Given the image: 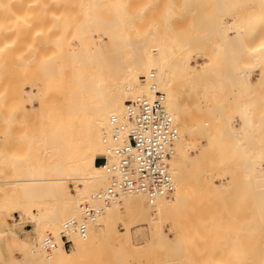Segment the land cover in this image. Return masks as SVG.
Instances as JSON below:
<instances>
[{"label": "bare ground", "instance_id": "1", "mask_svg": "<svg viewBox=\"0 0 264 264\" xmlns=\"http://www.w3.org/2000/svg\"><path fill=\"white\" fill-rule=\"evenodd\" d=\"M146 1L17 0L18 7L12 8L15 4L2 0L3 8L9 5L18 12L13 29L3 28L9 22L0 25V86L6 90L0 96L9 99L7 172L0 176L2 264H82L103 246L109 255L144 264H264V0H242L248 5L210 0L217 4L211 10L202 7L209 2L194 0L205 8L200 12L191 6L193 0L186 1L194 17L199 12L190 27L189 19L172 16L173 3L168 15L176 22L168 19V24L178 26L175 32L170 27L166 32L162 23L167 22L166 0H158L153 10L151 0L146 10L137 9ZM243 6L251 8L247 15ZM160 8L166 10L163 20L156 16ZM188 13L185 19L193 17ZM153 82L164 93L178 128L168 161L175 187L152 202L139 192L119 193L102 203L93 195L110 175L96 158L104 152L109 118L122 116L125 103L134 97L151 96ZM47 198L55 201L48 203ZM85 201L101 211L88 223L85 237L71 234V245L64 247L59 237L63 223L81 218ZM185 205L204 213L197 217L211 215L204 218L208 221L201 219L212 223L215 238L208 259H192L183 246L190 234L201 230L196 218L186 226L192 232L181 233L169 245L176 256L167 249L165 260L155 258L165 216ZM13 212L18 219L9 221ZM123 213L128 216L121 237L114 222ZM26 219L33 227L31 237H25L27 231L21 237L15 229ZM142 225L158 240L135 246L131 228L142 236ZM47 233L56 241L50 252L41 246ZM7 242L18 257L4 256Z\"/></svg>", "mask_w": 264, "mask_h": 264}, {"label": "built area", "instance_id": "2", "mask_svg": "<svg viewBox=\"0 0 264 264\" xmlns=\"http://www.w3.org/2000/svg\"><path fill=\"white\" fill-rule=\"evenodd\" d=\"M151 92V96L138 95L127 101L122 116L112 114L109 118L110 133L102 139L104 152L96 158L110 175L107 185L93 195L102 203H108L119 193L139 192L152 202L170 194L175 187L168 161L178 128L166 108L164 93L154 82ZM80 208L81 218L63 223L59 237L64 247L71 245V234L85 237L88 223L101 211L100 207L86 201ZM55 244L51 233L41 240L46 252H50Z\"/></svg>", "mask_w": 264, "mask_h": 264}, {"label": "rangeland", "instance_id": "3", "mask_svg": "<svg viewBox=\"0 0 264 264\" xmlns=\"http://www.w3.org/2000/svg\"><path fill=\"white\" fill-rule=\"evenodd\" d=\"M1 2H0V9L1 8H3V6L5 5V4H9V5H13V4H15L14 6H12V8L13 7H15L16 6V8L18 7L17 6V0H8V2L6 1V0H3V2L5 3L4 5L2 4V0H0ZM141 1V0H140ZM144 1V0H143ZM150 1V0H149ZM149 1H148V3H147V1H146V4L144 3V2H142V3H144V4H140V6H138L137 7V9L138 8H142V7H144V10H146V8H148L146 5H148V4H150V5H148L149 6V10L150 9H154L155 8V5H156V2L159 4V2H158V0H151L152 2H150L149 3ZM163 1V0H162ZM167 1H168V3H170V4H168L167 3ZM186 1H188V2H192V0L190 1V0H185V3H184V1L183 0H180L179 2H180V4H178L177 2H176V0H166L165 1V3H167L166 5H165V3H164V5L162 4V2L160 3V6H162L163 5V7L165 8V6H169V8L167 9V15H168V13H170V12H174V13H176V12H178L179 13V15H177V13L176 14H174L173 13V15L172 16H175L174 18L176 19V20H180V19H182V20H184V21H186L187 19H189L190 20V22H188L187 24H191V25H188L187 27H190V26H192V19L193 18H197L198 16H199V12L200 11H204L205 10V6H209V8H210V6L211 7H213V6H215V8H216V3H210V0H202L204 3L205 2H209V4H206V5H204L203 4V6L202 5H200V6H202V7H205L203 10H201V7H198L197 5V3L199 2V0H197L195 3H194V0H193V3H189L191 6H193V8H194V6H197L198 8L197 9H199L198 11L199 12H196V11H194V13H196L198 16L197 17H194V14H193V8L190 6L189 7V4L188 3H186ZM234 1V0H233ZM233 1H231L230 0V3H233ZM237 1V0H236ZM241 2H242V0H240ZM248 2H250V0H247ZM247 1H243L242 3H245V5H248V4H246L247 3ZM253 1L254 0H252V3H253ZM139 2V1H138ZM138 2H136V3H138ZM155 2V3H154ZM201 2V1H200ZM214 2V1H213ZM216 2L218 3L219 1H217L216 0ZM255 2H256V0H255ZM175 5H174V4ZM182 3H183V5L185 4L186 6H188V7H185V6H183V7H181L182 6ZM234 3H237L238 4V2H234ZM241 3V5H244V4H242ZM139 4V3H138ZM162 4V5H161ZM201 4H202V2H201ZM255 5H256V3H254ZM253 4V5H254ZM9 5H7V7L5 6L2 10H0V15H4V17L3 16H0V18H2V23L0 22V25H2L4 22L5 23H10V21H11V25H8V24H5L4 26H3V28H6V27H8V28H10L11 29V27L13 26V25H16L15 23H12L14 20H15V18H16V20H17V17H15L16 16V14L18 13L17 11V13H13V11L14 10H16V8L13 10L12 9V12H11V8L10 7H8ZM172 5H174V7L172 6ZM177 5H179V7H181V9L183 8V10L181 11V10H177L178 8L176 7ZM234 6L236 5V4H233ZM253 5H251V3H250V6H253ZM254 5V6H255ZM135 6H137L136 4H135ZM237 6V5H236ZM249 6V7H250ZM253 6V7H254ZM170 7H173L172 9H170ZM242 7V6H241ZM248 7V6H247ZM247 7L245 6V8L247 9ZM133 8V7H132ZM157 8H159V7H157ZM163 8V10H165ZM175 8H177V9H175ZM209 8H207V9H209ZM214 8V7H213ZM214 8V9H215ZM243 8H244V6H243ZM244 8V9H245ZM8 9V10H7ZM10 9V10H9ZM134 9V8H133ZM169 9L170 10H173V11H170L169 12ZM180 9V8H179ZM188 9V10H187ZM192 9V10H191ZM195 9H196V7H195ZM240 9V8H239ZM245 9V10H246ZM250 9V10H249ZM252 9H254V8H252ZM6 10V11H5ZM162 10V8H160V10L158 9V11H157V9H155V11H157V17H158V15H159V17L160 18H162V20H163V17H164V15L163 14H165V13H163V12H165V11H163ZM176 10V11H175ZM210 10H211V8H210ZM244 10V11H245ZM251 11V8H248L246 11H245V13H242V14H244V15H247V11ZM2 11H5V12H3V14H2ZM148 11V10H147ZM163 11V12H162ZM188 11H189V13H191L192 12V14H193V17L190 19V18H187L186 17V19L184 18L185 17V12L186 13H188ZM15 12V11H14ZM148 12H150V11H148ZM160 12H162V13H160ZM180 12H181V14H180ZM238 12H241V11H238ZM15 14L14 16L12 15V14ZM151 13H155V12H151ZM188 13V14H189ZM249 13V12H248ZM9 14H11V15H9ZM196 14H195V16H196ZM241 13H240V15H242ZM8 15V16H7ZM152 15V14H151ZM155 15V14H154ZM178 17H177V16ZM6 16V17H5ZM12 16V17H11ZM18 16V15H17ZM153 16V15H152ZM162 16V17H161ZM170 15H168L166 18H167V22L166 23H164V21H162V23L165 25L166 24V27L164 26V29H166V28H168V27H170V31H173V32H175L176 30H178L179 28H178V26H177V28L176 27H174L175 26V22H174V19L172 18V16H170ZM8 17H11V19H9ZM14 17V18H13ZM155 17V16H154ZM179 17H181L180 19H179ZM191 17V16H190ZM3 18H4V20H3ZM8 18V19H7ZM13 19V20H12ZM155 21H153V22H155V23H157L158 24V22H157V18L155 17ZM168 19H172V22H174V23H172V22H170L169 21V23L170 24H168ZM8 20H10V21H8ZM150 20H154L153 18H151ZM1 21V20H0ZM158 21H159V19H158ZM149 22H151V21H148V22H145L146 24H144V25H146L145 27H147V26H149ZM160 22V21H159ZM181 21H179V23H180ZM182 23V22H181ZM154 24V23H153ZM152 24V25H153ZM178 24V23H177ZM184 24V23H183ZM183 24H179V25H181L180 26V28L183 26ZM186 24V23H185ZM184 24V26L186 27V25ZM8 25V26H7ZM143 25V24H142ZM144 25H143V27H144ZM150 25H151V23H150ZM155 25V24H154ZM160 25H161V22H160ZM170 25V26H169ZM159 26V25H158ZM172 26H173V29H172ZM1 28H0V41L2 40V26H0ZM14 27V26H13ZM13 27H12V29H13ZM140 27H142V26H140ZM142 27V28H143ZM161 27H163V25L161 26ZM176 28V29H175ZM183 29H187V28H184L183 27ZM168 30V31H169ZM12 31V30H11ZM169 31V33L170 34H172V32H170ZM6 32H8V31H6ZM6 32H4L5 33V35L7 36V33ZM166 32H167V29H166ZM1 43V42H0ZM2 44V43H1ZM0 44V45H1ZM1 47V46H0ZM1 58H2V56H1ZM1 62H2V64H1ZM1 62H0V66L1 67H3L2 65H3V60L1 59ZM252 63V62H251ZM249 66H252L251 64H248ZM0 67V68H1ZM2 69V68H1ZM251 73H253V75L257 72L256 71V69L255 68H253V67H251ZM249 70H250V68H249ZM1 71H4V67H3V70H1ZM1 73V72H0ZM4 73V72H3ZM3 73H1L2 75H0V78L1 77H3L4 75H3ZM0 80H2V78L0 79ZM3 80H4V77H3ZM2 80V81H3ZM1 82V81H0ZM2 83V82H1ZM0 83V84H1ZM4 86V85H3ZM2 85L0 86V93L1 92H3V91H6L5 90V87H4V89L2 88L3 87ZM2 90V91H1ZM4 95V94H3ZM5 96H6V94H5ZM9 95H8V92H7V96L6 97H8ZM7 98H3L2 97V95L0 96V176H1V174H3L4 172H7V168H6V162H7V151L8 150H6L7 149V139H8V124L6 123L7 122V119H5V117H7V114H8V111L7 112H5L6 110H8V105H7V103H8V101H9V99H8V101L6 100ZM6 101H7V103H6ZM6 103V104H5ZM6 106H7V109H6ZM7 113V114H6ZM3 114H5V115H3ZM4 120V121H3ZM6 120V121H5ZM6 125H5V124ZM6 147V148H5ZM7 153V154H6ZM4 154H6V155H4ZM99 155V154H98ZM97 155V156H98ZM3 163H5L4 165H3ZM5 167V168H4ZM5 170H4V169ZM4 170V171H3ZM2 171V172H1ZM6 174V173H5ZM4 175V174H3ZM230 198V197H229ZM234 198V197H233ZM233 198H231L230 200L232 201H235V199H233ZM47 200V202L48 203H53L54 201H55V199H52V198H47L46 199ZM237 200V199H236ZM249 200L251 201V202H253V198H248L247 199V201H248V203H249ZM228 201H229V199H228ZM231 201H230V204L232 205L233 203H231ZM245 201V203H247V201L246 200H244ZM239 202V200L237 201V203ZM244 203V202H243ZM234 204H236V201H235V203ZM250 204V203H249ZM210 212L212 211L211 209L209 210ZM214 211V214L213 215H215V217H216V215H217V213H215V211L216 210H213ZM203 212H205L206 213V211H203ZM207 212H208V210H207ZM243 212H244V210L242 211V212H240L241 213V215L240 216H244V215H242L243 214ZM239 213V214H240ZM18 212H13V218L10 220L9 219V221H15V220H17L18 219ZM200 213H198V214H196V212L193 210V208L191 209V207H190V205H185V206H183V207H181L180 209H178V210H176L175 212H172L171 213V215H168V216H165V225H164V227H163V231L160 233V246L158 247V248H156V251L154 252V257L155 258H159V259H161V260H165L166 259V257H165V254H166V251H167V249H169V250H172V253L170 254L171 256H176V254H175V248L173 247H169V245H173L174 244V241H175V238H176V236H179L181 233H186V232H188V231H191L192 232V230H189V229H187V225H188V223H189V220L190 219H194V218H196V219H199L200 220V222H201V219L203 218H209L210 219V216H208V214H207V216H205V215H203L204 217H197V215H199ZM201 214H204V213H202L201 212ZM200 214V215H201ZM122 215V214H121ZM212 215V216H213ZM123 216V217H122ZM122 216H120L118 219H119V221H118V219H117V221H115L114 222V224H115V226H117V228L120 230V232H121V237L123 236V233H124V219H126V217L128 216V214L127 215H125L124 213H123V215ZM219 216V215H218ZM122 217V218H121ZM214 217V216H213ZM214 217V219H217V218H215ZM220 217V216H219ZM218 217V218H219ZM122 220H121V219ZM208 219V220H209ZM212 219V218H211ZM213 219V220H214ZM198 220V221H199ZM204 220H206V219H204ZM203 220V221H204ZM208 220H206V221H208ZM212 221V220H211ZM215 221V220H214ZM24 222H26V223H24ZM199 222V223H200ZM205 222V221H204ZM213 222V221H212ZM215 222H218V221H215ZM241 223V222H240ZM239 223V224H240ZM212 224V223H211ZM210 223H207L206 222V224L205 223H203V222H201V230H199V231H197L196 233H195V231L193 232V234H190V236L187 238V239H185L183 242H184V247H185V249L187 250V251H189L190 253H191V257H192V259H195V260H199V259H204V258H207L208 259V256H209V254H210V252L212 251V248H213V244L215 243V238L213 237V233H212V225H211ZM237 223H235V225H236ZM239 224H237V225H239ZM143 226V229H144V234L142 235V236H139V235H135L134 233H133V230L136 228V227H132L131 229H132V242H133V244L135 245V246H139V245H144V244H146V242H147V240L148 239H151V240H153V241H157L158 240V237H156V236H151L150 235V232H149V228L147 227V225H142ZM21 228V232H20V229ZM15 229H16V231L18 232V234L21 236V234H22V236H24L26 233H28L27 235H25V237L26 236H28L29 234H30V232H31V234L30 235H34V231H33V227H32V224H31V222L28 220V219H26V220H24L23 222H21V223H19L16 227H15ZM149 229V230H148ZM152 230V229H151ZM263 230V229H262ZM27 231V232H26ZM29 231V232H28ZM26 232V233H25ZM33 232V233H32ZM29 235V236H30ZM21 236V237H22ZM31 237V236H30ZM24 238V237H23ZM244 239V238H243ZM183 240V239H182ZM9 242V241H8ZM8 242L7 243H5L4 245H3V249H2V252H3V254H4V256L7 258V257H18L19 256V254H18V252L16 251V249H12L13 248V246L11 247V245H10V243L8 244ZM12 244V243H11ZM5 245H8L7 247L8 248H6L5 247ZM9 247H11V249H9ZM15 247V246H14ZM105 246H103V247H101V248H99L95 253H94V255H92V257L90 256V257H88V260H84V261H86L85 263H82V264H121L120 262H118L119 261V259H121L122 261H126V260H123L124 258H123V256H125L126 257V255H120L119 254V257L118 256H116L115 257V255H114V253L113 254H110L109 255V253H111V252H109V251H107V250H109L108 248H104ZM16 248V247H15ZM104 248V249H103ZM8 249V250H7ZM102 250V251H101ZM110 251H112L111 249H110ZM111 255H113V256H111ZM169 255V256H170ZM130 256H128V258L126 257V259H127V261H126V263L125 264H144L143 262H144V260H137V259H130V258H132V257H130ZM115 258H117V259H115ZM129 259V260H128ZM118 260V261H117ZM146 261V260H145ZM124 262H122V264H124ZM148 262H149V260H148ZM147 262V263H148ZM151 262V261H150ZM149 262V263H150ZM153 262H151V264H152ZM0 264H2L1 262H0Z\"/></svg>", "mask_w": 264, "mask_h": 264}]
</instances>
